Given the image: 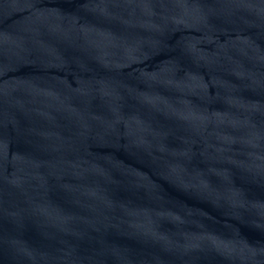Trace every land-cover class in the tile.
Returning a JSON list of instances; mask_svg holds the SVG:
<instances>
[{"label":"water","instance_id":"95a60500","mask_svg":"<svg viewBox=\"0 0 264 264\" xmlns=\"http://www.w3.org/2000/svg\"><path fill=\"white\" fill-rule=\"evenodd\" d=\"M0 264H264V0H0Z\"/></svg>","mask_w":264,"mask_h":264}]
</instances>
